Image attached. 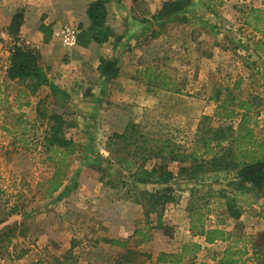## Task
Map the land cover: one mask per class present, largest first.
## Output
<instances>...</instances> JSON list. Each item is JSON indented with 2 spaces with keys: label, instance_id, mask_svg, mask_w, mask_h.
Segmentation results:
<instances>
[{
  "label": "rangeland",
  "instance_id": "rangeland-1",
  "mask_svg": "<svg viewBox=\"0 0 264 264\" xmlns=\"http://www.w3.org/2000/svg\"><path fill=\"white\" fill-rule=\"evenodd\" d=\"M193 1L195 6L178 23H156L153 19L152 24L146 23L150 30L155 29V36L149 33L142 45L135 43V51L122 54V50L112 51V43H108L84 55L76 48L63 47L54 34L71 26L86 39L87 33L81 29L90 2L65 0L76 8L72 12L68 6L78 20L59 21L52 28L50 38L55 45L40 63L53 85L72 90L64 106L49 87L31 95L23 84L5 82L0 72V264H113L112 259L119 254L105 240L119 237L126 229L129 250L139 254L137 260L152 264L145 255L153 257L155 250L167 246L162 241L155 249L150 246L157 232L155 217L150 224L145 223L140 205L126 199L122 181L115 189L105 185V181L125 177L106 160L111 157L109 138L129 124L153 137L192 147L204 117L210 118L205 122L208 128L237 125L243 113L237 105L243 101L251 106V125L258 119L256 135L264 138V0ZM133 4L134 11L151 18L153 7L138 0ZM112 40L116 43L119 38ZM100 59H117L120 69V76L105 84L108 97V92L102 95L96 87ZM230 112L235 118L226 120ZM60 114L75 124L67 137L76 140L82 150L69 156L62 188L47 197L55 164L49 160L54 154H49L43 143L48 117ZM98 168L109 172L104 182ZM174 187L178 202L168 206L164 215L168 230L179 228L176 239L169 241L172 247L179 249L174 242L180 241L203 243L191 232L187 234L191 200L207 228L222 220V227L233 233L230 242L243 238L237 247L248 251L244 264H255L252 251L264 231V218L258 216L264 211V200L251 207L252 199L238 197L243 200L238 206L247 213L242 221H233L225 213L223 201L208 199L212 191L227 190L225 184L178 182ZM253 209L260 211L254 213ZM141 228L146 230L149 245L133 236ZM230 242L203 243L205 248L196 259L185 257L182 264H218Z\"/></svg>",
  "mask_w": 264,
  "mask_h": 264
},
{
  "label": "trees",
  "instance_id": "trees-1",
  "mask_svg": "<svg viewBox=\"0 0 264 264\" xmlns=\"http://www.w3.org/2000/svg\"><path fill=\"white\" fill-rule=\"evenodd\" d=\"M193 6V0L166 2L153 17V22L178 23L180 18L185 17L189 8ZM87 17L90 24L87 31H83L87 33V38L84 39L81 36L82 33L79 34V46L87 47L91 42L102 46L114 38L113 31L108 24L106 0L91 3L87 10ZM199 20L203 19L199 17ZM256 21L259 22L260 19ZM146 22L152 24V21ZM21 24L22 14H18L12 24L15 33L19 31ZM152 33L155 36L154 32ZM40 60L41 56L36 49L14 45L10 50L7 79L23 84L31 95L38 93L42 87H49L57 102L64 106L67 102L69 103L70 95L49 81L46 70L40 65ZM98 72L106 81H112L120 73L118 62L101 59ZM231 101L235 102L236 98ZM225 102H229V96L226 97ZM26 105L28 106L29 103ZM237 107L238 110H243L237 126L231 124L227 127L208 128L205 122L210 118L204 117L192 147L180 145L172 139L153 137L144 133L138 125L129 124L122 133H114L109 138L108 147L111 157L106 160L107 163L117 166L125 177L118 179L117 182L115 180L105 181L104 178L109 176V172L98 168L97 170L102 173L101 181H105V185L112 189L117 188L119 181H122L123 187L127 188L126 199L133 200L140 205L145 223L150 224L152 216H156L155 229H164L165 210L167 206L177 202L174 186L178 182L202 186L210 183L225 184L227 190L212 191L208 199L216 198L223 201L222 205L228 218L233 221L240 220L243 209L238 206V203L243 200L238 197L251 195L255 200L264 197V139L258 140L254 135V128H251L253 118L250 117V104L239 101ZM234 118L233 112L225 115L226 120ZM47 120L49 129L43 144L49 154H54L53 157H49V160L55 164V171L48 182L45 195L51 197L59 192L66 179L69 169L67 159L81 152L82 147L76 140L67 137L68 130L74 128L75 124L68 123L64 115H52ZM125 182H130V185ZM193 196L194 191L191 190V198ZM193 202L191 203L190 200L188 209L192 236L202 239L206 245L230 242L233 233L222 227L224 221L220 220L216 227L207 228L202 220L203 215H197L195 209L192 208ZM261 216L264 217V215ZM0 224H2L1 221ZM14 231L15 229L11 230V232ZM145 232L144 228L137 229L133 236L142 239L139 243H146L149 238ZM241 241L243 238L231 241L222 253L218 264H244L248 251L245 247H237ZM105 243L127 248V242L119 240L106 239ZM203 249L202 244L190 242L183 246L180 254L161 253L157 263L178 264L182 263L185 257L194 260ZM138 255L127 249L118 264L133 263ZM252 256L255 264H264V232L260 242L254 246Z\"/></svg>",
  "mask_w": 264,
  "mask_h": 264
},
{
  "label": "crops",
  "instance_id": "crops-1",
  "mask_svg": "<svg viewBox=\"0 0 264 264\" xmlns=\"http://www.w3.org/2000/svg\"><path fill=\"white\" fill-rule=\"evenodd\" d=\"M81 1L82 0H78V4H80ZM96 1L98 0H89L90 4ZM106 1H107V10H108V24L111 27L114 36L119 38L118 42L115 43V41L111 39L109 43H112L110 44L112 45V51L118 50L117 52H119V50H122L121 53L123 54V52L130 53V51H135L133 50L135 48V43L139 42V45H142V43L145 42L146 36L149 33L152 34V32H154L155 29L150 30V28L146 26L147 25L146 21L150 20L151 22V19H153V17L157 15V7L159 8L161 7L162 4L166 2H173L175 0H138L139 2H144L145 4L147 3L150 7H153L154 10L151 11L152 15L150 19L146 16H141L139 12L134 11V6H135L133 4L134 0H106ZM17 5L21 6V8L20 9L17 8L18 7ZM68 6L72 8V12L76 11V8H73L70 4L65 2V0H38L27 6L19 5L17 1L15 0H0V72H1V75H3V79L6 80L5 82H11L7 79V69L9 67L10 50L14 47V45H24V46L36 49L41 56V60H40V63H41V61H43L44 59V56L49 54L51 52V49L53 50V47L55 45V44H52V40L50 38L52 28L56 26L57 24L61 23L59 21L66 22L68 20H72V21L78 20L77 18H74L71 16L72 12L71 10H69ZM194 6H195V3H194ZM87 10L85 12L86 21L83 27L84 29L82 28L81 31H87L89 24H90L88 17H87ZM18 14H22V24L19 28V31L15 33L14 30L12 29V24H13L14 18ZM121 22H122V26L119 24ZM118 27H121L122 29L119 30ZM48 32H49V35L47 34ZM153 39H155V37H153ZM10 40H12V42ZM8 41L10 43H8ZM105 46L107 47L109 46V44L107 43L105 44ZM102 47L103 45L100 46L95 42H91L87 47H81L78 45L75 51L80 50L82 51L84 55H87L88 52L93 51L96 48L102 49ZM107 60H113V61L118 62L117 59H107ZM97 76H98V80H97L96 87L99 89L102 95H106V93L108 92L106 96L108 97L110 91L109 89H105L106 88L105 84L110 83V82L112 83L115 79L107 82L105 79H103L100 76L98 71H97ZM119 76H120V73L118 77ZM71 91L70 92L65 91V92H67L71 96L72 95ZM254 120L255 121H253L251 128H255L257 126L258 119H254ZM239 122L237 123V125L239 124ZM117 133H122V132H117ZM254 135L258 140H261V137H258L256 135L255 130H254ZM187 185H192V184L187 183ZM177 193L178 191H176V194ZM189 195L191 197V194ZM243 197H247L253 200L254 203L251 207H254L256 204H258L259 201L264 200V197L262 199L255 200L251 195H246ZM177 202L171 205H176ZM171 205H169V207ZM242 209H243V214L240 220L238 221H242V218L247 213V210H244V208ZM253 210H254V213H258L260 211V210L256 211L255 209ZM259 214L264 215V211H260L258 213V216ZM153 217H155V222L157 225L156 216L154 215L151 218V222L153 221ZM115 224L116 223H113L112 225H115ZM163 224H164L163 225L164 229H155L157 232L155 233V237L153 238V241L152 242L150 240L147 241L148 243L151 242L150 246L152 245L154 249L155 247H157L160 241H162L164 245H167V246H164L163 248L158 249V251L155 250L153 257L150 254L145 255L146 258L149 259L150 262H152V264H161V263H157L158 256L161 253H166L169 255H177L181 253L183 246L188 244V242L181 243L180 241L179 244H176V242H174L175 245L179 246L180 248L177 249L176 246L172 247L171 243L169 244V241L171 242L172 239L174 238L176 239L177 234L179 232V228L173 226L170 228V230L166 229L167 224L165 223L164 218H163ZM167 230H168V233H167ZM119 233H120L119 237L111 238L110 240H119L122 242H127V248L111 246L110 244L106 243L112 249H115L117 251V254H119V256L115 258V260L112 259L113 264H118L121 257L126 253L127 249H130V245H131V241L129 240L130 235H128V230L126 229L125 231L123 230V231H120ZM187 234H190L189 225L187 227ZM147 242L144 244H148ZM199 243L203 245L202 242H199ZM203 248L205 247L203 246ZM129 264H150V263H146L144 260H140V258H138L137 261L133 263H129ZM167 264H172V263H167Z\"/></svg>",
  "mask_w": 264,
  "mask_h": 264
},
{
  "label": "built area",
  "instance_id": "built-area-1",
  "mask_svg": "<svg viewBox=\"0 0 264 264\" xmlns=\"http://www.w3.org/2000/svg\"><path fill=\"white\" fill-rule=\"evenodd\" d=\"M19 5L27 6L38 0H15ZM55 38L58 39L63 47L66 49H73L78 46L79 30L71 26H63L59 28L55 34Z\"/></svg>",
  "mask_w": 264,
  "mask_h": 264
}]
</instances>
